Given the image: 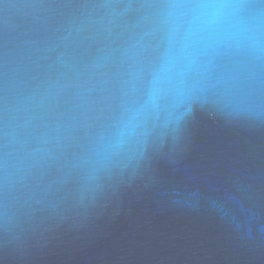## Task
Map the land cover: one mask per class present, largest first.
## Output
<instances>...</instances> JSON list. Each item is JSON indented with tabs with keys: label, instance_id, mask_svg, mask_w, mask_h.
Returning a JSON list of instances; mask_svg holds the SVG:
<instances>
[{
	"label": "water",
	"instance_id": "water-1",
	"mask_svg": "<svg viewBox=\"0 0 264 264\" xmlns=\"http://www.w3.org/2000/svg\"><path fill=\"white\" fill-rule=\"evenodd\" d=\"M0 264H264V0H0Z\"/></svg>",
	"mask_w": 264,
	"mask_h": 264
}]
</instances>
